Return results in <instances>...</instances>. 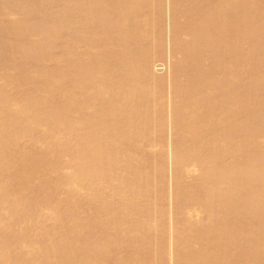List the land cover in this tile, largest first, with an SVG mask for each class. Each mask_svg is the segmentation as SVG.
Returning a JSON list of instances; mask_svg holds the SVG:
<instances>
[{
  "label": "bare ground",
  "instance_id": "obj_1",
  "mask_svg": "<svg viewBox=\"0 0 264 264\" xmlns=\"http://www.w3.org/2000/svg\"><path fill=\"white\" fill-rule=\"evenodd\" d=\"M0 264H264V0H0Z\"/></svg>",
  "mask_w": 264,
  "mask_h": 264
},
{
  "label": "rangeland",
  "instance_id": "obj_2",
  "mask_svg": "<svg viewBox=\"0 0 264 264\" xmlns=\"http://www.w3.org/2000/svg\"><path fill=\"white\" fill-rule=\"evenodd\" d=\"M45 215V214H44Z\"/></svg>",
  "mask_w": 264,
  "mask_h": 264
}]
</instances>
